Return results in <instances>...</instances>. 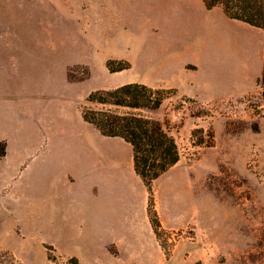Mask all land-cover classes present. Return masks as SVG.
I'll return each instance as SVG.
<instances>
[{
    "label": "rangeland",
    "instance_id": "rangeland-1",
    "mask_svg": "<svg viewBox=\"0 0 264 264\" xmlns=\"http://www.w3.org/2000/svg\"><path fill=\"white\" fill-rule=\"evenodd\" d=\"M38 1L42 9L37 23L20 28L17 37L10 38L19 44L10 51L14 64L5 59L9 39L0 31V108L5 111L2 117L8 118L0 123V136L8 135L14 153L29 150L23 169L13 171L10 186L11 178L4 176L6 164L10 167L20 157L0 158V264H67L70 257L81 264H96L99 254L93 244L77 241L62 227L60 231L47 227L36 217L40 152L46 142L41 136L48 131L46 137L57 143L51 150L56 155L83 156L94 131L82 121L81 110L99 108L87 102L90 93L128 83L152 87L193 82L202 91V100L175 92L158 110L139 111L158 121L178 145L180 161L152 189L163 217L177 221L181 229L163 230L151 255L141 251L139 257H117L111 249L114 264L132 260L137 264H264V105L257 87L264 29L229 20L221 10L207 12L197 0ZM101 5L107 7L108 16L122 10L127 22L107 39L101 38L99 30ZM131 20L138 22V28L128 24ZM179 34L178 44L165 43ZM133 35H139L140 42H146L144 52L151 53L152 64L146 68L155 67L154 61L180 58L197 70L188 66L184 72L176 69L159 77L143 71V55L125 46ZM40 43L61 48L60 58L41 66L17 63L18 48ZM110 55L122 56L131 68L122 74L109 73ZM39 82L46 84L42 95ZM49 85L52 92L47 90ZM199 141L205 145L197 146ZM94 144L106 156L109 184L129 186L139 194L128 173L129 146L120 140ZM114 162L120 164L119 177L113 175ZM66 175L58 174L59 186L71 181ZM51 179L44 185H53ZM80 184L84 186L75 180L72 185ZM120 192L115 198L118 206L127 198ZM26 197L33 199L28 202ZM47 246L55 252L49 253ZM49 254L55 256V263L48 260Z\"/></svg>",
    "mask_w": 264,
    "mask_h": 264
},
{
    "label": "crops",
    "instance_id": "crops-1",
    "mask_svg": "<svg viewBox=\"0 0 264 264\" xmlns=\"http://www.w3.org/2000/svg\"><path fill=\"white\" fill-rule=\"evenodd\" d=\"M39 3L38 0H0V31H3L6 36L5 38L9 39V41H6L8 45L6 48L9 50L5 53V59L9 61L12 59V64H14L15 61L10 55V51L19 44H13L10 42V38L17 37L20 28H28L30 25L37 23L38 12L42 9ZM197 3L201 5V9H205L201 0H197ZM215 10L221 9L214 8L206 11L213 12ZM100 11L99 30L101 38L105 37L107 39L109 34L110 36L114 33L118 34L119 28L127 23L124 20V14L121 12L122 10L114 11L115 17H113L114 15L111 13H109L108 16L106 6L104 7L101 5ZM108 20H111V22L108 23ZM128 24L131 26L136 25L138 28V22L135 23L131 20ZM179 39H181L180 34L168 37L164 41L165 43L172 44L171 41L173 40L175 44H178L180 41ZM145 43V41L140 42L139 35H133L131 41L125 44L127 48H132L133 50L137 49L138 56L143 55V71H148L149 74L159 77L172 74L176 69H180V71L184 72L185 68L188 66H191L193 70H197L195 64L183 63L180 58L164 59L158 62L154 61L153 65H155V67L152 68L148 66L146 68V64L148 63V65H151L152 60L151 53L144 52ZM43 48H45L46 51H43ZM140 48L143 50L141 51ZM60 50L61 48L57 46L47 48L41 43L35 44L33 47L18 48V52H16V61L17 63H24L23 65L33 63L34 65L41 66L45 63H49L51 60H58L60 58ZM146 57L149 59L148 62L145 60ZM124 59L125 58L120 55H110L107 57L106 62L108 60L124 61ZM124 72L125 71L115 74H122ZM45 85L46 84L40 82L37 84V90L40 95H42L41 91L45 88ZM197 87V83L195 82L188 83L186 86L185 84L152 86V88L173 89L180 96L194 100H202L203 97L201 94L203 93H201L202 91H198ZM47 90L48 92H52L53 87L49 85ZM1 114L5 115V111L0 108V123H6L8 118L2 117ZM86 124L93 129L92 131H94V134L92 139L89 140L88 145L86 144L87 148H85L86 151L83 156L77 158L70 154H54L51 150L57 143L54 142L52 138L49 140L48 137H46L48 131L41 136V138L44 137V139H46V142L43 145L41 144V187H39L36 196V217L47 227H58L59 231L60 227H62L64 232H68L71 236H74L77 241L93 244L96 248L95 250L99 254L98 257L95 258L96 264H105V261L107 264H114L113 257L115 258V255L110 252L111 249L116 251L117 257H139L141 251H144V255H151L150 250L155 249V245L158 241L148 218V192L133 169L132 150L129 158L128 173L130 179L137 184L139 194L134 192V189L132 190L129 186L118 188L111 183L109 184L110 180L107 174L108 167L106 156L100 152L99 148L101 147L95 146L94 144L95 142L97 144L101 143L102 145V143H105L107 140H123L104 137L92 125ZM7 136L8 135L0 136V141L4 140L0 142V145L4 144L5 147L4 155L0 157L2 158L1 160L8 161L11 157L17 155L20 157L16 158L15 164L12 166L9 167V165L6 164L4 176L5 178H11V183L9 182L8 184L10 186L14 182L13 171L15 169H23L21 165L22 160L29 150L19 149L17 153H14L13 150L11 151L10 149ZM129 148L131 149L130 146ZM16 161H18V163H16ZM11 168H13V170ZM113 169L115 171L113 175L117 177L122 175L119 163L114 162ZM168 172H170V170ZM59 173H67V178L71 179V181L66 180V187L59 186ZM48 177H52L51 183L53 185L51 186L44 185ZM71 177L84 186L80 184L74 187L72 184L75 180L73 181ZM26 185L27 189L25 190L28 192L29 184ZM119 191H121L120 193L126 194L127 197L125 200L126 203H121V206H118L116 200ZM112 197H114V199L116 198L115 202ZM32 199L33 198L27 200L26 197V201L28 202ZM155 210L158 214L161 228L164 231H177L181 229L177 221L168 220L163 217L156 201ZM178 248L179 244L175 245L172 250L173 259L178 252ZM99 258H102V260L100 261ZM79 264H81V260H79ZM129 264H137V260H132Z\"/></svg>",
    "mask_w": 264,
    "mask_h": 264
},
{
    "label": "trees",
    "instance_id": "trees-1",
    "mask_svg": "<svg viewBox=\"0 0 264 264\" xmlns=\"http://www.w3.org/2000/svg\"><path fill=\"white\" fill-rule=\"evenodd\" d=\"M201 2L208 11L220 8L229 20L264 29V0H201ZM106 68L109 73L115 74L129 70L131 66L125 61L109 60ZM257 87L264 105V57ZM174 93L173 89L128 83L111 90L90 93L87 102L99 108H83L81 111L83 121L92 125L102 136L119 138L131 147L134 172L148 192L147 213L157 240L160 239L163 229L155 210L153 183L175 167L181 156L174 137L165 131L158 121L147 118L140 112L158 110L164 100ZM253 129L257 131L258 127L254 126ZM203 145H205L203 141L197 144ZM4 153L5 147L2 148L1 145L0 156ZM46 250L49 253L55 252L50 246H47ZM48 260L51 263L56 261L55 256L50 254ZM67 264H79V261L75 257H70Z\"/></svg>",
    "mask_w": 264,
    "mask_h": 264
}]
</instances>
